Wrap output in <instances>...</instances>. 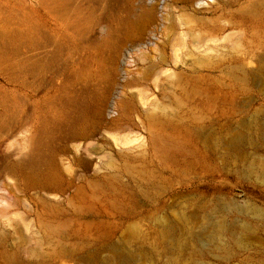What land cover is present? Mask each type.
I'll use <instances>...</instances> for the list:
<instances>
[{"label": "rangeland", "instance_id": "1", "mask_svg": "<svg viewBox=\"0 0 264 264\" xmlns=\"http://www.w3.org/2000/svg\"><path fill=\"white\" fill-rule=\"evenodd\" d=\"M204 1L0 0V264H84L103 245L125 249L115 264H168L160 217L202 214L189 240L211 249L232 198L264 202L207 173L238 165L213 132L258 98L240 77L264 56V0ZM164 141L200 160L165 162ZM215 182L231 194L194 195Z\"/></svg>", "mask_w": 264, "mask_h": 264}, {"label": "bare ground", "instance_id": "2", "mask_svg": "<svg viewBox=\"0 0 264 264\" xmlns=\"http://www.w3.org/2000/svg\"><path fill=\"white\" fill-rule=\"evenodd\" d=\"M191 3L196 7L208 4L204 0H191ZM256 60L259 68L255 73L245 72L240 77L244 85L248 86L250 82L251 84L254 83V87L259 92L256 103L251 102L247 106H242L239 108L238 116H232L227 122L214 130L213 135L217 136L218 141L221 143L222 152H220L223 155L215 147L208 145L209 141H206L205 146H208L207 151L210 158L218 157L220 153L226 163L234 162L238 164L230 169L229 165L223 163V166L209 169L207 173L220 175L225 180L232 179L235 186L249 187L264 195V56L260 55ZM255 105L256 108H254ZM199 131L198 129L194 130L192 135L204 141L206 139L203 136L205 133L202 134V131L201 133ZM210 136H212L211 131L208 133V137ZM164 144H167L166 141H164ZM166 148V152L172 153L163 157V160L171 162L170 164L177 162L176 154H186L189 157L184 161L186 167L192 165L194 161L200 160V158H196L195 151H191L193 149L187 151L188 149L180 142L168 143ZM186 171L187 168L182 173ZM147 194L150 199L160 198V193L156 191V188H150L146 192ZM230 194L231 191L227 189L223 182H215L212 184L211 196L201 193L194 195H198L200 200L208 197L215 200L219 199L220 196ZM221 200L224 201L222 197ZM230 201L228 208L221 211V214H217V218L213 219L209 225L211 249L194 246L192 243L194 240H189V237L195 235L191 223L200 220L202 214L190 216L192 218L181 217L178 224L167 216L159 218L158 227L162 232L165 244L162 253L168 264H207L209 260L211 261L210 264H264V202L259 203L250 198L242 204L235 201V198ZM229 209L235 210L232 213H235V216H229L227 211ZM194 226L197 227V224ZM47 230L49 232L47 237L58 234L55 227L48 226ZM176 231L181 232V238L172 236ZM102 252H107V256L102 259L101 264H113L114 261L124 258L125 249L119 246L103 245L100 250L92 251L90 255L80 257L79 260L84 264H91L92 261H97ZM132 252L137 251L132 250ZM8 264L21 263L10 260Z\"/></svg>", "mask_w": 264, "mask_h": 264}]
</instances>
